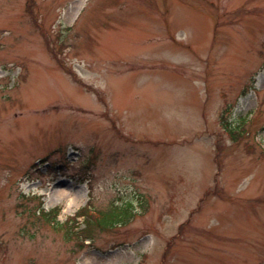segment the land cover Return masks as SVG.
Instances as JSON below:
<instances>
[{"label": "rangeland", "instance_id": "374dc122", "mask_svg": "<svg viewBox=\"0 0 264 264\" xmlns=\"http://www.w3.org/2000/svg\"><path fill=\"white\" fill-rule=\"evenodd\" d=\"M0 264H264V0H0Z\"/></svg>", "mask_w": 264, "mask_h": 264}, {"label": "trees", "instance_id": "16d2710c", "mask_svg": "<svg viewBox=\"0 0 264 264\" xmlns=\"http://www.w3.org/2000/svg\"><path fill=\"white\" fill-rule=\"evenodd\" d=\"M59 210V209H58ZM58 210H55L54 212L57 213ZM86 209H82V211H80L78 214H77V217H86L87 216V213H86ZM125 211H128L127 209H121V208H115L113 211H111V213L107 214V216H104L101 220H93L92 218V226L93 228L95 229V227H100V226H112L118 219L119 217H121L120 214L124 213ZM50 215L49 213H45L43 214V218L46 220V221H50ZM56 217V216H55ZM114 218H117V219H114ZM96 221V223L94 222ZM89 228V225L85 228L87 229ZM83 229V230H85ZM88 230V233L90 234L91 230L90 229H87ZM72 234V232H71Z\"/></svg>", "mask_w": 264, "mask_h": 264}]
</instances>
